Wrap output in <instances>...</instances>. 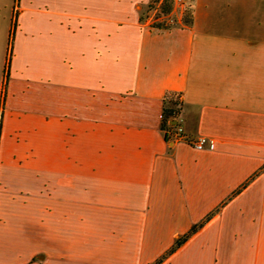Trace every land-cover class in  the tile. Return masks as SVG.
<instances>
[{
  "label": "crops",
  "instance_id": "obj_1",
  "mask_svg": "<svg viewBox=\"0 0 264 264\" xmlns=\"http://www.w3.org/2000/svg\"><path fill=\"white\" fill-rule=\"evenodd\" d=\"M147 2L0 0V264H264V0Z\"/></svg>",
  "mask_w": 264,
  "mask_h": 264
},
{
  "label": "trees",
  "instance_id": "obj_2",
  "mask_svg": "<svg viewBox=\"0 0 264 264\" xmlns=\"http://www.w3.org/2000/svg\"><path fill=\"white\" fill-rule=\"evenodd\" d=\"M160 8L164 12H168L171 9V0H161ZM158 26V25H156ZM15 27V12L12 15L10 28L8 31V39H7V50L5 56V62L2 68V85H1V94H0V103L3 102V96L5 91V84L8 76V64L11 55V39L13 30ZM181 109V99L179 92L176 91H168L165 92L162 96V104H161V112H160V128L163 131V136L166 139V129L172 126L170 120L175 117V115L180 113ZM214 210L208 212L205 216H203L197 222L191 224L184 232L177 235L173 242L160 254L158 255L151 263L149 264H158L163 260L168 254H170L180 243H182L191 233H193L202 223L208 219Z\"/></svg>",
  "mask_w": 264,
  "mask_h": 264
},
{
  "label": "rangeland",
  "instance_id": "obj_3",
  "mask_svg": "<svg viewBox=\"0 0 264 264\" xmlns=\"http://www.w3.org/2000/svg\"><path fill=\"white\" fill-rule=\"evenodd\" d=\"M160 2L161 0H148V2L140 8V17L142 19H148L152 25L163 27L178 23V17L184 21L188 20L190 15V4L187 0H171V9L168 12H164L160 8ZM8 18L9 7H7L5 20H8Z\"/></svg>",
  "mask_w": 264,
  "mask_h": 264
},
{
  "label": "built area",
  "instance_id": "obj_4",
  "mask_svg": "<svg viewBox=\"0 0 264 264\" xmlns=\"http://www.w3.org/2000/svg\"><path fill=\"white\" fill-rule=\"evenodd\" d=\"M172 126L166 129V140L169 142L183 141L194 148H211L214 145L213 138L206 135L189 136L184 133L179 114L170 120Z\"/></svg>",
  "mask_w": 264,
  "mask_h": 264
}]
</instances>
